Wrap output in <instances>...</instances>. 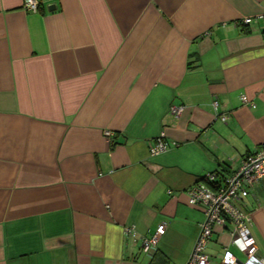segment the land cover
<instances>
[{
	"label": "crops",
	"instance_id": "1",
	"mask_svg": "<svg viewBox=\"0 0 264 264\" xmlns=\"http://www.w3.org/2000/svg\"><path fill=\"white\" fill-rule=\"evenodd\" d=\"M261 15L264 0H0V264H185L204 219L187 189L264 148ZM237 204L264 260V178ZM230 228L213 227L210 264L244 259Z\"/></svg>",
	"mask_w": 264,
	"mask_h": 264
},
{
	"label": "built area",
	"instance_id": "2",
	"mask_svg": "<svg viewBox=\"0 0 264 264\" xmlns=\"http://www.w3.org/2000/svg\"><path fill=\"white\" fill-rule=\"evenodd\" d=\"M39 4L40 0H23V9L35 13L38 12ZM259 18L263 19L262 33H264V15ZM242 22L250 24L253 19L248 17L239 21L238 24ZM240 99L250 108L255 106L245 96H241ZM181 110L179 107L172 108L171 111L178 115ZM105 134L110 136L111 132L106 131ZM167 146V143L159 137L153 145H150L149 152L153 155L158 154L165 151ZM262 178H264V148L242 157L238 168L221 180L217 179L216 173H207L203 181H198L187 189L188 203L201 207L204 219L185 264H210L206 247L211 240L212 229L215 225L226 226L227 224L231 226L229 229L230 243L244 256V259L240 260L229 250H225L219 264H264V260L258 253L256 241L250 234V218L237 204L243 187L251 186ZM164 231L165 225H158L155 231L143 240L141 251L146 254L152 253ZM125 233L132 236V227H127Z\"/></svg>",
	"mask_w": 264,
	"mask_h": 264
},
{
	"label": "water",
	"instance_id": "3",
	"mask_svg": "<svg viewBox=\"0 0 264 264\" xmlns=\"http://www.w3.org/2000/svg\"><path fill=\"white\" fill-rule=\"evenodd\" d=\"M55 9V6L54 5H49L48 6V10H54Z\"/></svg>",
	"mask_w": 264,
	"mask_h": 264
}]
</instances>
